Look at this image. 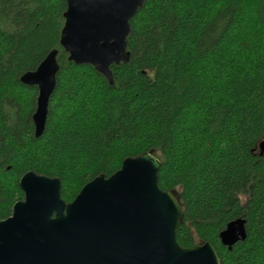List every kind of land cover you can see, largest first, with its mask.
<instances>
[{
    "label": "trees",
    "instance_id": "obj_1",
    "mask_svg": "<svg viewBox=\"0 0 264 264\" xmlns=\"http://www.w3.org/2000/svg\"><path fill=\"white\" fill-rule=\"evenodd\" d=\"M65 0H0V221L23 199L20 178L85 184L151 153L158 186L181 210L177 243L213 246L220 264H264V0H144L130 20L128 63L113 84L60 46ZM57 50L45 127L38 89L20 78ZM245 221L246 237L220 233Z\"/></svg>",
    "mask_w": 264,
    "mask_h": 264
},
{
    "label": "water",
    "instance_id": "obj_2",
    "mask_svg": "<svg viewBox=\"0 0 264 264\" xmlns=\"http://www.w3.org/2000/svg\"><path fill=\"white\" fill-rule=\"evenodd\" d=\"M60 46L75 65H90L113 84L111 65L128 63L130 20L144 0H65ZM58 51L23 74L38 89L34 136L43 133L56 85ZM264 154V140L258 146ZM160 160L151 153L126 158L109 177L97 176L65 203L61 182L34 172L19 180L23 199L0 221V264H220L209 243L184 249L177 243L181 210L158 186ZM246 237L245 221L220 233L223 246Z\"/></svg>",
    "mask_w": 264,
    "mask_h": 264
}]
</instances>
